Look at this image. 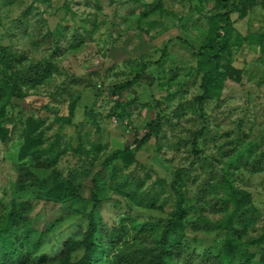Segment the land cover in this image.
Listing matches in <instances>:
<instances>
[{"label": "rangeland", "instance_id": "obj_1", "mask_svg": "<svg viewBox=\"0 0 264 264\" xmlns=\"http://www.w3.org/2000/svg\"><path fill=\"white\" fill-rule=\"evenodd\" d=\"M231 2L237 8L218 0H0V70L23 75L38 62L53 67L0 112L8 130L0 138V213L12 199L32 198L45 181L75 174L85 202L69 207L33 199L32 216L39 224L63 217L54 231L61 242L81 236L93 177L103 169L95 239L108 243L113 227L124 228L118 249L126 242L139 249L153 245L174 210L171 181L179 171L187 214L182 258L215 264L207 259L227 242L226 226L240 225L233 205L220 210L230 193L219 182L225 172L251 220L237 226L230 252L237 264L251 255V264H264V156L261 171L242 164L264 154V0ZM225 12L233 26L219 63L225 77L209 96L203 86L209 63L198 51ZM138 73V81L121 87ZM28 125L41 140L37 147L52 149L43 157L57 155V163L14 162ZM126 148L133 162L109 159Z\"/></svg>", "mask_w": 264, "mask_h": 264}, {"label": "trees", "instance_id": "obj_2", "mask_svg": "<svg viewBox=\"0 0 264 264\" xmlns=\"http://www.w3.org/2000/svg\"><path fill=\"white\" fill-rule=\"evenodd\" d=\"M225 8H237L231 0H218ZM264 5V2H263ZM233 26L229 12L218 15L213 27V37L211 42L200 46L199 57L208 59L209 68L203 75V86L205 94L211 96L213 88H219L225 73L220 71V60L224 57L228 42L232 35ZM6 52V48H2ZM166 52H163V56ZM0 112L3 114L5 108L9 105L13 97L24 98L22 86H36L42 83L53 71L50 62L32 64L31 67L25 69L23 75L16 73H8L6 70H0ZM142 74H136L132 79L123 83L121 87H128L139 80ZM216 83L217 85H214ZM202 95L200 98H204ZM157 127V124L154 128ZM24 135L22 141L19 142L16 150H14L13 160L16 164L30 167V162L35 160L37 166H48L57 163V155L55 157L44 158L45 152L51 153L52 149L37 147L41 140H37L33 135L31 125L23 128ZM0 138L6 140L8 138V130L0 124ZM149 138V134H145L139 141L138 146ZM16 154V155H15ZM123 156V157H122ZM128 162L134 161V156L130 148L117 150L109 159L124 158ZM263 156L261 153L255 158L246 157L242 164L248 165L253 171L263 170ZM49 160V161H48ZM102 171L95 173L93 177V187L90 192L89 201L90 209L85 211L84 231L81 236H69L65 242H61L55 237L56 227L63 221V217L56 219L50 224L40 222L32 216L34 200L41 199L46 203L68 204L69 207L74 202L84 199L79 193L78 184L75 183L76 175L67 176L64 180L57 181L54 178L52 182L41 186V189L33 190L32 198L18 197L11 200V206L6 208L5 212L0 213V264H185L182 258V247L185 242V216L187 215L182 207L183 197L177 191L183 181L181 173L176 172L175 178L171 181L174 193L178 195V202L174 210L171 212L169 219L163 224L158 236L154 237L151 244L142 245L139 249H134L132 244H124L125 248L119 247L122 237L127 235L124 228L118 229L113 227L109 233L110 241L102 244L95 239L99 226L95 219L94 213L100 206V198L96 193L97 184L100 181ZM102 175V174H101ZM75 176V177H74ZM226 173L221 174L220 183L227 185L230 193L221 198L220 210H227L233 205L232 215H237L238 224L245 226L250 224L251 220L246 214V209L240 210L239 197L235 193L233 186L227 183ZM229 180V179H228ZM21 186L25 185V179L19 182ZM234 191V192H233ZM200 194V193H199ZM34 199V200H33ZM82 203V202H81ZM151 204V203H150ZM216 205V203L214 204ZM240 210V211H239ZM231 222V221H230ZM239 225V226H240ZM238 225H228L229 237L227 242L217 252H214L212 258L215 264H237L234 261L230 245L234 241L233 234L239 232ZM238 226V227H239ZM143 226L138 229L134 238L144 231ZM245 231V229H244ZM123 246V247H124ZM118 249V250H117ZM117 250V253H114ZM204 251L203 253H205ZM207 255V254H205ZM253 256L247 258L245 264H251Z\"/></svg>", "mask_w": 264, "mask_h": 264}]
</instances>
